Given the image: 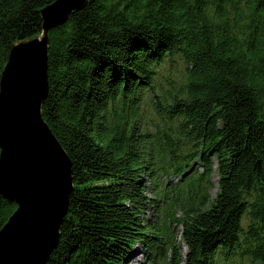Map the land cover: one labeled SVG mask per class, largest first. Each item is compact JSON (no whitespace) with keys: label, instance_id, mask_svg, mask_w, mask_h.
I'll use <instances>...</instances> for the list:
<instances>
[{"label":"trees","instance_id":"1","mask_svg":"<svg viewBox=\"0 0 264 264\" xmlns=\"http://www.w3.org/2000/svg\"><path fill=\"white\" fill-rule=\"evenodd\" d=\"M54 1L0 0V81ZM49 38L42 113L73 190L45 264H123L138 242L169 245L172 264H264V0H92ZM148 92L165 121L153 139L138 126ZM173 176L184 258L141 217L149 179L164 197ZM17 208L0 195V230Z\"/></svg>","mask_w":264,"mask_h":264},{"label":"water","instance_id":"2","mask_svg":"<svg viewBox=\"0 0 264 264\" xmlns=\"http://www.w3.org/2000/svg\"><path fill=\"white\" fill-rule=\"evenodd\" d=\"M92 0L42 9L40 36L15 43L0 81V195L18 205L0 230V264H45L57 246L73 179L70 159L43 118L49 31Z\"/></svg>","mask_w":264,"mask_h":264},{"label":"rangeland","instance_id":"3","mask_svg":"<svg viewBox=\"0 0 264 264\" xmlns=\"http://www.w3.org/2000/svg\"><path fill=\"white\" fill-rule=\"evenodd\" d=\"M168 73L169 71L166 72V75H168ZM180 77L181 74H178L174 78L178 80ZM163 85L165 89L168 88L165 78H163ZM155 101L156 98L154 97V93L148 92V94L146 95V99L143 100V103L140 105L142 118L141 121L138 122V126L143 133L150 134V139L154 138L152 133H154L159 126L163 127L165 124L163 113H160L157 110ZM193 163L195 165L194 169H198V171L203 170L198 161H194ZM218 178V174H214L213 180L215 182V185L211 189V193L213 195L216 194V191L218 189ZM167 180L169 187L168 192L166 196L161 197L158 194L159 186L155 185L153 181L149 179L146 195L150 200H152V202L149 204L150 209H146L145 213L141 214V217L142 219H144L145 223H156L162 226H166V228L169 229L170 240L176 246V252L178 253V255H181L184 258L185 254L188 251V248L181 237L182 228L177 223V218L180 216L181 210L177 206H173L169 203V196H174L176 194V191L172 190L171 187L176 185L180 186V179L179 177L173 176L172 178L169 177V179ZM186 196L187 191L186 189H184L181 192V200L185 201ZM155 199H158L157 203L153 202L155 201ZM131 250L132 252L123 262V264H172L169 263V259L172 257L173 250L170 249L169 245H165L163 254H157L156 249L152 250L141 242L136 243L131 248ZM155 253L157 255H155ZM153 255L155 257H153ZM183 263L184 262H182L181 264ZM232 264H246V260H242V258L237 257V259Z\"/></svg>","mask_w":264,"mask_h":264},{"label":"bare ground","instance_id":"4","mask_svg":"<svg viewBox=\"0 0 264 264\" xmlns=\"http://www.w3.org/2000/svg\"><path fill=\"white\" fill-rule=\"evenodd\" d=\"M136 257H137V255H136Z\"/></svg>","mask_w":264,"mask_h":264}]
</instances>
